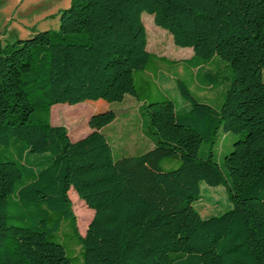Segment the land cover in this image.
Instances as JSON below:
<instances>
[{
    "label": "trees",
    "instance_id": "16d2710c",
    "mask_svg": "<svg viewBox=\"0 0 264 264\" xmlns=\"http://www.w3.org/2000/svg\"><path fill=\"white\" fill-rule=\"evenodd\" d=\"M144 13L176 47L225 62L230 81L214 108L176 80L188 111L176 113L169 98L145 103L142 126L153 148L114 160L102 133L114 111L93 113L91 132L75 142L50 124L49 112L137 97L133 73L150 57ZM263 70L264 0H70L58 31L0 47V147L15 139L38 156L30 165L0 161V264H73L50 240L65 223L84 264H264ZM219 132L238 136L223 158L226 173L213 159ZM174 156L176 169L159 166ZM24 175L17 202L33 227L7 224V198ZM202 183H229L231 208L202 218L194 208ZM71 189L93 210L83 236Z\"/></svg>",
    "mask_w": 264,
    "mask_h": 264
},
{
    "label": "rangeland",
    "instance_id": "374dc122",
    "mask_svg": "<svg viewBox=\"0 0 264 264\" xmlns=\"http://www.w3.org/2000/svg\"><path fill=\"white\" fill-rule=\"evenodd\" d=\"M69 6L70 0H0V47L2 48L6 45H12L18 40L28 39L42 31H58L60 11ZM141 18L148 35L150 33L149 28L151 27L162 30L153 23L152 16L144 13ZM164 32L167 33L166 31ZM153 64L154 60H151L147 65L146 70H150ZM224 64L226 63L224 62ZM167 68L172 72L178 70L176 64H169L167 65ZM141 72L142 71L135 72V76L141 74ZM186 74L187 73L182 77L178 75V77H181L183 83L197 101L205 103L210 102V104L216 108L222 105L225 95L224 93L226 91L223 85L216 86L215 89L211 91V93L215 94V97H211V100H204L201 97V88L196 85V82L191 80L188 74ZM222 75L223 73L220 74V76ZM136 86L138 87L141 99H143L142 97L144 95H148L150 96V100H152L155 91L153 85L149 84L148 89L146 90L145 87L136 80ZM168 95L173 101L175 109L180 112L182 109V99L177 97L174 91H169ZM126 107L130 109L126 110ZM134 107V102L125 103L124 105L122 103H107L102 100L80 103L78 106H73L72 111L83 117L80 120L70 118L71 129H66L67 133H78L79 136H83L89 131L88 119L86 116L84 117L86 111L82 110L83 108H86L88 112L94 111L96 113L112 110L115 112L116 118L111 124L104 127L102 133L111 147L114 160L128 156L141 155L147 152L148 149L144 145H139L138 142L145 140L143 136L147 130L145 126H142V110L137 113ZM82 111H84V114ZM35 116L42 115L40 112H36ZM225 136L227 137L225 138ZM237 139L238 136L236 135L231 133L224 134L222 132H219L215 139L213 159L225 173L223 158L232 150V144ZM70 140L73 141V139ZM207 152L208 147L203 144L199 150V157L206 158ZM36 157L38 156L24 153L23 143L15 141V139H11L9 147H0V161L9 160L30 165L29 163H31ZM179 164L180 161L178 157L174 156L161 160L159 166L165 171H170L176 169ZM28 181L29 176L24 175L15 183L13 193L7 198L8 225L21 227L34 226V221L27 216H24V213L17 202L18 190L23 185L27 184ZM228 186L229 183L219 187H210L205 183L201 184V199L194 203V208L202 218L220 215L231 208V203L228 200ZM68 195H70L69 198L72 200V211L76 218L78 231L80 235L83 236L87 225L93 216V210L88 209L86 206L83 207V202L79 199V201L76 200L78 197L72 189L69 191ZM50 240L60 243L64 247L66 256L73 264H84L82 246L73 237L72 230L68 224H62L60 231L55 237L50 238Z\"/></svg>",
    "mask_w": 264,
    "mask_h": 264
},
{
    "label": "crops",
    "instance_id": "0c3cea01",
    "mask_svg": "<svg viewBox=\"0 0 264 264\" xmlns=\"http://www.w3.org/2000/svg\"><path fill=\"white\" fill-rule=\"evenodd\" d=\"M149 30V35L146 32V50L150 55L148 64L151 62V60H154V64L152 65V68L150 70H146L147 66L144 70H140L142 72L141 74H137V76H135V72L137 71L133 73V80L137 91V97L125 96L123 101L121 102L123 105L125 103L134 102V108L136 112L139 113L141 107L147 102L162 101L167 98L170 99L168 95L169 91H174L175 95L179 97L176 91L175 83L178 79L182 80L181 77L185 73H187L190 76L191 80L196 82V85L201 88V97L204 100H211V97H215V94L211 93V91H213L216 86L223 85L225 89L228 87L231 74L229 72L227 64H224V62L221 61L218 57H213L209 61H202L194 55L192 49L176 47L173 44L172 36L167 31V33H165V30L163 31V29L160 30L155 27H151L149 28ZM169 64H176V68H178V70H176V72H172L167 68V65ZM222 73L223 75L220 76V74ZM178 75L181 77H178ZM262 75L264 78V70L262 72ZM136 80L142 86H144L146 90L148 89L149 84L154 86L155 91L152 100H150V96L148 95H144L142 97L143 99H141L138 87L136 86ZM181 104L182 109L180 112L188 111V105L183 101H181ZM205 104L212 106L210 102H207ZM78 105L79 104L75 106ZM72 108L73 106H68L66 104H57L52 106L49 112L50 124L52 126H64L66 129L70 130V118L80 120L83 117L78 113L73 112ZM129 109L130 108L126 107V110ZM82 110L86 111L84 117L86 116L87 119H89V117L93 113H96L94 111L88 112L86 108H83ZM82 112L84 114V111ZM175 112L180 113L176 109ZM90 132L91 130L89 129V131L83 136H79L78 133H69L68 136L70 139H73L72 142H75L82 139ZM143 137L145 140H141L140 142H138V144L144 145L148 149V151L151 150L153 148L152 141L147 137V135H144ZM226 137L227 136H225V138Z\"/></svg>",
    "mask_w": 264,
    "mask_h": 264
}]
</instances>
